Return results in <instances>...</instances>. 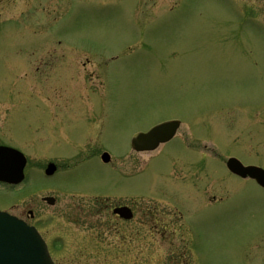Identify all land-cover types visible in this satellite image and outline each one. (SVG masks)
<instances>
[{"label":"rangeland","instance_id":"obj_1","mask_svg":"<svg viewBox=\"0 0 264 264\" xmlns=\"http://www.w3.org/2000/svg\"><path fill=\"white\" fill-rule=\"evenodd\" d=\"M0 144L27 158L0 208L55 264H264V190L225 167L264 168V0H0Z\"/></svg>","mask_w":264,"mask_h":264},{"label":"water","instance_id":"obj_2","mask_svg":"<svg viewBox=\"0 0 264 264\" xmlns=\"http://www.w3.org/2000/svg\"><path fill=\"white\" fill-rule=\"evenodd\" d=\"M177 122H169L152 129L148 134H141L134 140L137 150H154L159 143L171 139L178 128ZM108 162V154L102 156ZM26 158L18 151L0 147V182L19 184L24 179ZM230 169L242 177H251L264 187V170L257 167H244L238 160L229 162ZM56 170L50 164L46 170L52 175ZM50 205L55 203L53 198L45 199ZM122 217H127V210L121 208L114 211ZM128 218V217H127ZM0 264H54L48 253L47 246L35 228L7 213L0 212Z\"/></svg>","mask_w":264,"mask_h":264},{"label":"flooded vegetation","instance_id":"obj_3","mask_svg":"<svg viewBox=\"0 0 264 264\" xmlns=\"http://www.w3.org/2000/svg\"><path fill=\"white\" fill-rule=\"evenodd\" d=\"M179 131V130H178ZM177 136V135H176ZM175 138V137H174ZM173 138V139H174ZM199 138V137H198ZM173 139L172 140H170V141H168V142H166V143H164V144H162L161 146H166L168 143H171L172 141H173ZM191 139H193L192 141H188L187 140V149L192 153V154H198V155H200V156H202V158H206L207 156H209L210 154L211 155H214L215 154V161H219V162H222L223 161V158L224 157H222V156H218V154H216V150H215V148L212 146L211 148H209V147H207L206 145V143L207 142H202V138H199L198 139V141L199 142H201L202 143V145H203V148L205 149L206 147H207V149H210V152H212V153H208L209 151H207V150H203V152L201 153V151H194V150H192L193 149V145L196 143V141H195V136H192L191 137ZM182 144H184V142L182 143ZM204 144H206V145H204ZM185 145V144H184ZM209 146V145H208ZM134 151V150H133ZM136 153H139V154H144V153H147V152H138V151H136ZM231 157H236L237 159H238V157L237 156H235V155H229V157L228 158H231ZM227 158V159H228ZM241 160V159H240ZM242 161V160H241ZM243 162V161H242ZM217 163V162H216ZM244 163V162H243ZM189 164H191V163H189ZM227 160L225 161V167H226V171H228L232 176H234V177H236V178H238L236 175H234L233 173H231L229 170H228V168H227ZM245 165H258V164H255V163H252V162H250V163H244ZM258 166H261V165H258ZM262 167V166H261ZM206 173H207V171H205ZM205 174V173H204ZM204 191H205V189H204ZM128 207H130V206H128ZM131 208V207H130ZM176 209H177V211L179 212V209L177 208V207H175ZM131 210L133 211V213H134V210H133V208H131ZM179 213H181V212H179ZM124 221V220H123ZM190 257H191V259H192V261L194 262V264H197L196 263V261H195V258H194V256H193V254L191 253L190 254ZM173 262H176V264H186L188 261H187V259H184V258H181L178 254H176V257L174 258V260H173Z\"/></svg>","mask_w":264,"mask_h":264}]
</instances>
